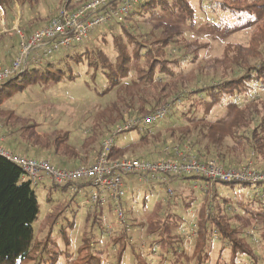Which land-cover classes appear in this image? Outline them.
I'll return each instance as SVG.
<instances>
[{
  "label": "rangeland",
  "instance_id": "obj_1",
  "mask_svg": "<svg viewBox=\"0 0 264 264\" xmlns=\"http://www.w3.org/2000/svg\"><path fill=\"white\" fill-rule=\"evenodd\" d=\"M66 1L0 0V65H8L11 58L16 56L20 42L19 30L28 34L43 26L66 5ZM242 1L244 3L241 5H244L243 7L247 9V3L245 0ZM193 4L196 7V15L194 17H188L186 13L182 12L180 5L175 3L168 9L162 10L159 8L160 12L158 14L136 18L137 20H142L143 22L141 23L137 20L127 22L126 26H124L126 28L118 25L99 27L89 33L90 36H88L91 39L87 36L82 42L83 44L58 50L52 55L53 58L50 60L42 59L38 63L32 62V64L40 66L38 70L41 73L47 71L44 66L45 63L53 61L51 72L54 76L62 73L63 79L60 82L41 80L27 84L25 81L12 79L0 85V132L5 136V147L28 157L49 159L58 167L74 168L82 164L91 163L90 160L97 157L102 142L110 132L106 127L98 126V123L102 122L96 118L115 100L116 89L109 92L106 91L109 82L104 75L103 69L99 68L97 70L90 63L97 62L103 65L106 58L110 63V67H113V70L118 72V66L116 65L118 51L114 40H118L119 45H127L129 54H133L132 46L134 45L128 41V36L124 33L125 29L134 33L141 46L144 44L151 45L154 40H159L161 37L178 38L183 42L182 45L186 47L179 56L188 50L193 51L195 55H198L197 58L207 60L202 65L206 72H213L211 71V66L218 71L221 68L219 62H222L225 48H229L235 43L248 42L256 26L255 18L252 19V16L247 13V15H241L242 17H240L239 13L232 12L220 16L219 11L215 13L208 7L205 15L199 8L198 0H193ZM78 5L79 2L77 0H72L67 4L71 8H76ZM227 19L231 21L227 22ZM166 28L171 29L173 32L166 33L164 31L167 30ZM151 33L155 36L152 37ZM179 33L181 35H178ZM196 59L195 61H197ZM161 60L164 65L172 67L177 73L182 72L188 75V79L196 75L199 70L197 68L198 62L187 61L180 65H174L169 61H164V57H161ZM140 64L141 61L131 60L127 64L129 73L122 81L125 82L137 77L135 70ZM146 64V62H143L142 68H147ZM29 65L31 66V63ZM17 84H25V86L11 96H3ZM147 90L150 94L149 96L156 93V89L152 86H149ZM149 99L151 101L154 100L150 97ZM181 99L177 105H174L175 107L170 104L164 105L167 101L159 105L167 106L169 111L171 108L170 114L171 112L174 113L176 109V116L172 117L174 119L171 120L170 124L173 127L190 125L194 129L193 125L201 118L205 117L207 120L217 121L222 119L227 113L226 107H219L209 112L207 110V102H204L202 97L193 93V91L186 93ZM206 100H210V97H207ZM138 110L131 117H141L150 114L147 111L139 113ZM7 116H9V119ZM168 116L169 114L157 125L159 128H164L162 129V134L166 137L170 134V131L166 129L168 125H164V122L169 120ZM120 123L122 122L117 123L116 126ZM116 126L110 125L113 131ZM141 135V131L137 129L125 131L115 136V142L119 146H126L138 141ZM92 136H97L96 141L88 145L90 140L88 137L92 138ZM38 137L42 139L48 137L47 142H49V145L36 147L33 141ZM55 138H58L59 142H54ZM167 144L178 145V142L169 138ZM66 146L71 149L65 155L60 151V156L65 159L62 160L55 155L54 150L55 148H66ZM135 150H137L135 152L136 157H140V154L144 152V147H138ZM157 158V155H154L147 159ZM249 158L248 160L245 159L244 163L245 161L253 160L258 169L264 170V157ZM230 167L237 166L233 164ZM124 179L129 193L124 204L125 214L130 219L131 224L142 223V225L135 227L136 229L132 231L130 241L126 242L127 249L121 264H136L133 260L134 253L130 247L132 244L138 250L145 252L148 264H157L159 251L152 256L149 245L155 238L149 236V234L150 230L157 227L158 229L160 228L159 224L153 223L156 220H161V226H165L163 222L167 221L168 213V225L170 226L168 232L175 234L181 232L184 235L182 245L189 254L190 259H192L196 249L194 228L198 215L202 214L199 210L201 209V204L205 202L204 198L211 186V182L201 177L181 176L178 180L169 182L167 186L156 180L145 184L139 181L136 175H125ZM52 185L53 182L50 179H45L44 183L38 186L32 185L36 190L41 208L39 219L34 223L37 240H45L47 237L50 226L43 230L41 226L47 214L53 211L54 206L60 203L61 207H59L63 208L64 211L55 222V224H58L52 234V239L55 242L49 241V247L53 252L55 250L60 252L58 264H73L78 254V246L82 244V236L85 231L90 229V223L93 219V213L90 211L92 208L85 204L92 187L86 185L82 187L80 192L75 194L72 187L64 189L58 186L52 189L51 195H48ZM168 188L174 191V197L170 199L171 205L168 203ZM252 188L253 186H245L243 184L220 183L217 185L216 191L220 196L236 201L239 196L245 197L254 191ZM131 190H136L133 196L130 193ZM186 203H190L191 206L186 207ZM233 212L231 210V214H234ZM102 216L104 226L108 225L109 231L116 228L115 226L119 222H117L118 218H116L112 210L108 207L104 208ZM258 218L251 215L245 216L239 212L238 216L233 220V226H238V231L261 232L264 224L258 223L257 221L261 219L260 217ZM175 223L177 224L175 225ZM59 226L66 230L65 235L58 229ZM99 227L96 225L95 228L98 234H100ZM260 228L262 229L259 230ZM109 235L113 236L114 233L110 232L101 236V241L95 244V248L100 250V252L91 251L99 258L101 264H115L114 250L111 248L109 242L111 237ZM234 241L237 242L238 239H234ZM161 242L160 249L165 250L164 241ZM249 242L253 248L258 250L260 256L264 257V243L260 246L256 242L253 243L250 240ZM208 248L211 255L202 253L204 257L207 255L209 261L207 264H228L231 253L228 248L223 246L222 242L214 241ZM80 255L82 256V253ZM39 256L44 259L43 252L40 251V255L38 253L37 258ZM85 260L81 261L85 262ZM241 264L246 263L241 262Z\"/></svg>",
  "mask_w": 264,
  "mask_h": 264
},
{
  "label": "trees",
  "instance_id": "obj_2",
  "mask_svg": "<svg viewBox=\"0 0 264 264\" xmlns=\"http://www.w3.org/2000/svg\"><path fill=\"white\" fill-rule=\"evenodd\" d=\"M86 1L83 0V2ZM198 2L201 12L205 15L208 7L215 13L219 11L220 16L232 12L239 13L240 17L248 14L252 16V19L255 18L256 26L248 42L235 43L231 47L225 48L222 62H219L221 68L217 71L216 68L211 66V71H213L211 73L206 72L202 66L207 60L197 58L198 55H195V52L188 50L179 56L186 47L182 45L183 42L178 38L173 39L170 36L168 38L164 36L165 38L161 37L159 40H154L151 45L144 44L141 46L134 33L125 29L124 33L128 36V41L134 45L132 46L133 54H129L127 45H119V41L114 40L118 51L116 64L118 72L114 71L113 67H110V63L106 58L103 65L97 62L90 63L97 70L99 68L103 69L104 75L109 82L106 91L109 92L116 89L115 100L103 112L101 111L102 113L96 119L102 122H99L98 126L106 127L111 133L113 129H111L110 125L116 126L117 123L125 121L136 110L139 109V113L143 111L152 113L162 106H159L161 103L166 101L167 103L164 105H177L178 101L182 100L183 95L192 91L200 95L204 102H207V110L209 112L219 107H226L227 113L222 119L217 121L207 120L205 117L201 118L193 125L194 129H192L190 125L176 127L170 125L171 120L174 119L172 117L176 116V109L174 113L171 112L170 114V108L168 112L169 120L164 122V125H168L166 129L170 131L169 136H163L162 129L164 128L157 126L164 119L161 122H155L143 128L138 127L136 129L142 133L138 141L123 147L115 144L111 153L112 157L136 156L135 152L137 150L135 148L138 147H144V152L140 154L141 158H150L154 155L160 157L162 156L163 146L166 145L169 138L175 139L178 144L189 147L201 159H213L224 166L227 165L226 167H230L233 164L239 167L249 157H264V0H245L247 9L243 7L244 5H241L244 3L242 0H198ZM173 3L180 5L182 12L186 13L188 17L196 15V7L193 4V0H142L123 20H115L108 25L111 27L116 25L124 27L129 21L158 14L160 12L159 8L162 10L168 9L174 5ZM137 21L143 22L142 20ZM226 21L229 22L231 20L227 19ZM166 29H163L166 33L173 32L171 29ZM150 35L152 37L155 36L153 33ZM178 35H181V33ZM89 36L88 38L91 39ZM82 42L79 44H83ZM77 45H74V47ZM161 57H164V61H169L174 65H180L187 61L198 62V73L188 79V75L182 72L177 73L172 67L164 65ZM135 59L141 61V64L135 70L137 77L123 82L122 79L127 77L129 73L127 64ZM143 62L147 63V68H142ZM52 65L53 61H48L44 65L47 71L40 73L38 70L40 66L31 63V66L29 65L26 70L15 74L6 82L12 79L25 81L27 84L41 80L60 82L63 79V75L60 73L54 76L51 72ZM24 86L25 84H17L3 96H11ZM149 86L156 89V93L151 96H149L150 94L147 90ZM149 97L154 100L152 99L153 101H151ZM207 97H210V100H206ZM7 117L9 119V116ZM96 138L97 136L88 137L90 139L88 145L93 144ZM58 140V138H55L54 142L57 143ZM47 141L48 137L43 139L38 137L33 142L36 147H45L49 145ZM70 149L68 146L62 149L55 148L54 152L55 155H61V151L65 155ZM22 173L21 167L5 156L0 155V264H58L60 252L57 250L51 251L49 241H54L52 234L58 225L55 222L61 217L64 209L60 208V203H58L57 206H54V210L47 214L41 229L43 230L50 226L47 234L48 239L46 237L45 240H37L34 223L39 219L40 203L34 187L30 182L22 180ZM178 179V176H171L169 182ZM210 182L211 186L206 192L205 202L201 204V209L199 210L202 214L198 215L194 228V239L196 240L194 257L190 259L189 254L183 248L184 235L181 232L178 234L168 232L170 229L168 213L167 221L163 222L165 226H161V220H156L153 223L159 224V229L161 230L159 231L157 227L150 230L149 234V236L155 238L149 245L152 256L159 251V259L156 263L207 264L209 262L207 255L204 257L203 254L211 255L209 254V245H212L214 241H219L223 243L225 248L230 250L231 254L228 264H241V262L246 264H264V257L260 256L258 250L253 248L249 242L250 240L261 246L264 243V227L259 229H262L261 232L251 233L248 230L238 231V226H233V220H235L239 212L245 216L260 217L261 219L257 222L264 224V184ZM220 183L253 186L252 189L254 191L245 197L239 196L236 201H233L230 198L220 196L216 191V187ZM74 185L78 190L90 184L88 182H80L58 185L53 182L48 195H51L52 189L58 186L66 189ZM74 193L78 192L75 191ZM168 195V203L171 205L170 199L174 196L169 193ZM187 206H191V204L186 203ZM231 210L234 211V214H231ZM90 211L93 213L90 229L85 231L82 236V244L78 246V254L73 264H101L99 258L91 251L100 252V250L95 248V244L101 241V236L110 232L114 233L113 236L109 235L111 237L109 242L114 250L115 264H121L127 249L126 242L130 241L132 231L138 226L140 227L142 223L137 224V226L134 222L135 224L133 225L126 215L125 220L118 219L117 222L119 223L115 226L116 228L109 231L108 225L104 226L102 219L104 207L97 205ZM128 224L130 225V230L127 228ZM96 225L100 226V234L95 230ZM58 229L63 235L66 234V230L62 226H59ZM233 238L235 240L238 239V241H234ZM161 241H164L165 250L160 249ZM130 247L134 253L133 260L136 264H148L145 252L138 250L134 244ZM261 248L263 249V247ZM40 251L43 252L44 259L41 256L37 258V254L39 253L40 255ZM81 253L82 256L80 255ZM81 260H85V262Z\"/></svg>",
  "mask_w": 264,
  "mask_h": 264
},
{
  "label": "built area",
  "instance_id": "obj_3",
  "mask_svg": "<svg viewBox=\"0 0 264 264\" xmlns=\"http://www.w3.org/2000/svg\"><path fill=\"white\" fill-rule=\"evenodd\" d=\"M71 1L67 0L66 5L47 23L30 34L18 31L19 49L10 64L0 65V85L26 70L33 61L38 63L42 59H51L56 51L79 44L96 28L115 20H123L142 0H77L79 5L76 8L67 6ZM168 112L169 108L162 106L147 116L127 118L104 139L97 157L91 163L74 168L58 167L49 159H37L13 152L5 147V136L1 132L0 155L21 167L22 180L31 185L38 186L45 179L58 185L88 182L92 191L85 204L92 209L97 205L108 207L122 221L126 218L124 204L128 193L125 175H137L144 183L156 180L167 186L171 176H198L207 181L264 184V170L258 169L253 160L239 167H225L213 159H201L189 147L180 144L163 146L164 157L157 159L131 155L112 157L117 134L161 122ZM72 189L77 191L75 185ZM167 191L174 195L172 189L168 188ZM127 228L130 230L129 224Z\"/></svg>",
  "mask_w": 264,
  "mask_h": 264
},
{
  "label": "crops",
  "instance_id": "obj_4",
  "mask_svg": "<svg viewBox=\"0 0 264 264\" xmlns=\"http://www.w3.org/2000/svg\"><path fill=\"white\" fill-rule=\"evenodd\" d=\"M12 59L13 58H11V60H10V62L12 61ZM9 62V63H10ZM8 63V64H9ZM115 144H116V142H115ZM117 145V144H116ZM117 146H119V145H117ZM119 147H123V146H119ZM162 148V147H161ZM58 158L60 157V159H62V160H65L62 156H58V155H56ZM158 157V156H157ZM95 159V158H94ZM94 159H91L90 161L92 162ZM67 161V160H66ZM52 162V161H51ZM63 168H67V167H63ZM137 176V175H136ZM138 177V176H137ZM138 180H139V178H138ZM124 181H125V179H124ZM140 181V180H139ZM142 182V181H141ZM144 183V182H143ZM126 184V183H125ZM145 184H147V183H145ZM82 190V188H79L78 190H77V192H80ZM134 192V193H133ZM135 192H136V190H131L130 191V193L132 194V196H133V194H135ZM129 196V193H128V195H127V197ZM127 197L125 198V201L127 200Z\"/></svg>",
  "mask_w": 264,
  "mask_h": 264
}]
</instances>
